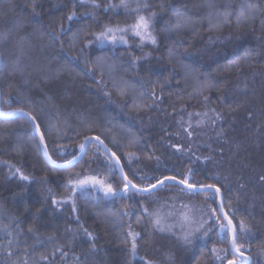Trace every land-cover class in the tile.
Returning a JSON list of instances; mask_svg holds the SVG:
<instances>
[{
  "label": "trees",
  "instance_id": "obj_1",
  "mask_svg": "<svg viewBox=\"0 0 264 264\" xmlns=\"http://www.w3.org/2000/svg\"><path fill=\"white\" fill-rule=\"evenodd\" d=\"M148 2L150 9L157 13L158 43L146 44L141 49L137 47L138 39L130 40V46L115 48L94 44L85 48V39L91 37L83 34L79 40H73V33L82 28L91 33L106 23H131L134 14L122 8L105 12L102 5L96 10L94 20L84 14L91 12V8L77 5L76 17L68 21L73 0H0V110L15 111L22 106L38 117L42 128L67 119L71 127L64 129L63 138L57 140L55 135L47 138L49 155L58 162L65 160L59 154L61 151H78L83 137L76 132L86 125L95 134L121 139L123 145L127 144L126 137L134 134L137 144L131 149L121 147L117 153L123 158L122 164H127L128 151L137 153L138 159L132 160L126 171L135 173L137 178L180 177L191 169L192 181L215 184L221 189L225 211L234 214L237 231L240 221L247 226V232L240 235V242L251 264H264V179H261L264 177V0ZM248 3L258 5L261 11L254 14L250 26H237L236 16L242 8L247 9ZM226 12L232 13L231 22L220 30L211 29L209 17L216 22ZM177 14L186 16L192 26L179 38L169 31V22L174 25ZM50 34L59 35L63 47L54 43ZM101 56L115 65L117 80L127 82L130 93L127 97L119 95L107 71L103 77L96 69L91 75L82 71L85 61L94 62ZM133 57L140 58L135 68L130 67ZM70 58L75 59L69 63ZM17 59L18 70L13 67ZM197 77L211 82V89L205 92L207 101L195 94ZM101 79L104 83L98 84L96 81ZM106 90L110 96L105 95ZM133 93L141 105L138 109L132 106ZM9 100L11 105L7 103ZM211 109L222 119L215 124L198 126L201 117L196 113ZM189 120L191 137L185 131ZM38 140L27 119L7 121L0 117L3 222L8 223L9 216L16 218L22 229L21 244L28 246L29 255L37 260L41 254L48 257L41 264H72L75 256L82 260L87 256V264H145V261L227 264L232 258L229 245L221 242L218 230L210 232L207 238H193L191 244H186L178 239L179 227L175 229L176 235L153 231L137 203L142 201L150 210L160 207L164 213L170 210L179 213V203L175 209L163 203L176 200L178 196L198 213L200 209L209 211L217 207L214 196L183 195L179 188L172 187L148 200L129 192L127 199H115L108 204L101 202L98 207H93L90 197L77 194L76 213L72 212L71 204L62 208L53 206V195L57 199L68 195L63 187L67 173L49 164L36 146ZM95 150L94 146L89 147L84 163L70 171L87 172V162ZM101 159H104L103 154ZM15 168L32 177V181H22L18 175H13ZM92 168L107 171L100 168L98 162H94ZM173 193L177 196H172ZM153 200L161 203H153ZM121 210L134 214L131 217L112 215ZM137 216L141 217L140 223L136 222ZM173 219L178 220V216ZM129 224L140 234L135 258L127 236ZM79 225L94 234L95 253L91 252V242L83 231L75 239L66 231L76 230ZM49 236H53L54 241H49ZM0 243H5L3 233H0ZM57 245L64 248L67 257H61L59 252L53 257ZM213 248L228 250L227 256L217 259ZM6 259L0 254V264Z\"/></svg>",
  "mask_w": 264,
  "mask_h": 264
},
{
  "label": "snow or ice",
  "instance_id": "obj_2",
  "mask_svg": "<svg viewBox=\"0 0 264 264\" xmlns=\"http://www.w3.org/2000/svg\"><path fill=\"white\" fill-rule=\"evenodd\" d=\"M79 5L84 8H91V12L84 13L85 15H91L92 18L96 19V10L100 9L103 5L104 11H115L117 9H124L126 13L134 14L131 23L125 24H109L106 23L100 27L99 30L88 33L87 28H82L77 32L73 33V40H79L81 35L90 36V39H85L84 47H90L93 44L98 47H105L110 45L115 48L117 45L130 46V40L135 41L138 39L137 47L141 49L146 45L150 44L152 46L157 45V35L155 30V22L157 13L150 9V4L148 0H117V2H112V0H73V10L67 16L68 21H72L77 13L76 7ZM134 5V6H133ZM261 11L258 5L254 3H248L247 9H241L239 14L236 16L237 26H250L252 21L255 19V13ZM231 12L224 13L222 18H218L216 22L212 21L209 17L210 28L213 30H220L224 24L231 22ZM192 26L188 23V18L184 15L177 14L175 17V24L169 22V31L173 32L176 37H180L186 30H189ZM63 29L61 28V33ZM50 39L54 43H60L63 47L62 41H60L59 35L50 34ZM179 42V41H177ZM2 43V42H0ZM22 50V49H21ZM172 55L170 54V59ZM75 58H70L69 63H71ZM139 57H133L130 67L135 68ZM245 62H248V58L245 57ZM85 68L82 71L86 75L93 74V70H99L100 76L107 75L113 82V87L116 88L121 97H127L130 93L128 91L127 82L117 80L116 67L115 65L108 63L106 57H97L93 61H85ZM14 69H19V59H17L13 64ZM187 69L188 66H185ZM191 71H198L196 69H191ZM98 84H103V79L96 81ZM195 94L198 96H203L204 100L207 101L209 98L205 95L206 91L211 89V82L207 78L200 80L198 77L194 79ZM143 88L144 85L141 84ZM105 95L110 93L106 90ZM132 106L133 108H140L141 105L136 102L135 94L133 93ZM141 96L144 95L143 92L140 93ZM153 96L155 93L153 92ZM11 105L12 101H7ZM192 114H189L191 118ZM197 116L201 117L197 121V125L212 123L215 124L217 120L222 119L219 113H216L214 109L206 111L204 113H196ZM0 117L4 118H19L27 119L34 129V134L39 135V140L37 147L42 151L46 159L53 165L56 169L64 171L67 173L66 183L63 185L65 191L68 193L67 196L57 199L53 195L51 203L57 208H62L65 204H71L72 212L76 213L78 211L76 204L77 194L81 196L90 197L93 207H98L101 202L108 204L115 199L128 198L129 192H133L137 196L143 197L144 200L156 197L160 191L165 188L176 187L179 188V193L188 196L205 195L219 197L218 207L212 208L209 211H204L200 209L197 213L192 209V207L179 200L177 194L173 193L172 196H177L176 200H165L163 203L170 206V209H175L176 204H180L179 213L175 211H168L167 213L162 212L160 207L155 209H149L142 201H138L139 208L141 210V215L146 216L149 223L153 227V231H158L161 233L171 232L176 235L175 229L180 228V233L178 239H181L186 244H191L193 238L203 239L207 238L210 232L217 231V235L220 237L221 242H227L229 249L232 252V258L227 260V264H251L250 258L245 255L244 244L240 242V235L247 232V226L243 221L239 222V231H237V226L233 223L234 214L231 211H225L224 198L220 196L221 189L215 184H200L198 181L191 180V169H189L187 174L180 177L176 175H163L161 177H144L140 176L137 178L135 173L129 174L126 171V167L131 164L132 160L138 159L137 153L135 151H128L127 153V164H122V157L117 153L121 147H126L128 149L133 148L137 144V137L134 134L128 135L126 137L127 144L123 145L121 139L113 136L108 139L100 134L93 133V130L89 126L81 131H77L76 135H82V141L78 145V151L73 150L71 152L61 151L59 154L65 157L63 164H57L55 160L52 159L48 151L47 138L55 135L56 139L59 140L63 138L66 134L64 129L66 127H71L67 119L57 120L54 125H50L47 128H42V122L37 116L30 112L24 110L21 106L15 111L0 112ZM191 128V120H189V127L185 129L188 136H192V132L189 130ZM108 139V142H106ZM95 147V152L90 161L87 162V172H75L70 171L75 169L77 165L84 163V157L88 154L89 147ZM115 147L116 150H113ZM179 150V146H176ZM101 154H103L104 159H101ZM71 158L68 159L67 157ZM98 162L99 167L106 169V173L96 171L92 168V164ZM10 170L12 166L9 165ZM13 175H18L19 179L22 181L31 182L32 177L26 175L20 168H15L12 172ZM116 178H119V183H116ZM264 179V177H261ZM214 190V192L210 191ZM49 194H51V189H48ZM102 194V195H101ZM153 203L160 204V201L153 200ZM215 203V199L213 200ZM217 212L222 214L217 216ZM134 213L130 210H121L117 213H112L114 216L121 217H131ZM5 215L4 210L0 208V233H3L5 243H0V249H3V254L7 257L4 264H41V261L48 260V257L41 254L40 259L37 260L34 256L29 255V248L27 245H22L20 238L22 235V229L19 222L15 217L9 216L8 223L3 222V216ZM178 216V220H174V217ZM79 218L77 217V220ZM141 217L137 216V223H140ZM226 221V223L222 222ZM28 231L32 233V229L29 228ZM70 232L72 238L83 231L84 235L91 242L90 250L95 253V236L88 229L84 228L83 225H79L76 230L71 228L66 229ZM34 234V233H33ZM128 238L131 240V255L133 258L137 255V240L140 236L138 232L131 229L129 224V231L127 233ZM53 236H49V241H54ZM39 241V238L37 237ZM40 243H43L40 241ZM6 245V246H5ZM21 250V251H17ZM55 252H59L61 257H67L68 253L64 251V248L57 245L54 249L53 257ZM228 250H218L216 248L212 249L213 255L217 259L223 260L227 256ZM15 257V258H13ZM72 264H87V256L82 260L80 256H75ZM145 264H152L150 261H145Z\"/></svg>",
  "mask_w": 264,
  "mask_h": 264
},
{
  "label": "water",
  "instance_id": "obj_3",
  "mask_svg": "<svg viewBox=\"0 0 264 264\" xmlns=\"http://www.w3.org/2000/svg\"><path fill=\"white\" fill-rule=\"evenodd\" d=\"M0 61H1V59H0ZM0 112H1V110H0ZM2 119H4V120H10V119H8V118H4V117H1ZM11 119H14V118H11ZM29 122V121H28ZM30 123V122H29ZM30 125H31V123H30ZM37 136H38V138H39V135L38 134H36ZM44 156V155H43ZM45 157V156H44ZM46 158V157H45ZM48 161V160H47ZM49 162V161H48ZM57 162V164H63V163H61V162H58V161H56ZM49 164H50V162H49ZM51 165V164H50ZM51 166H53V165H51ZM54 167V166H53ZM55 168V167H54ZM210 191H212V192H214V190H210ZM220 196H222L223 197V195H222V192H220V194H219ZM219 202H220V200H219V197H217V207H218V204H219ZM219 215L221 216L222 214H220L219 213ZM224 223H226V221H223ZM245 251V255H247L248 257H249V255L247 254V252H246V250H244ZM250 258V257H249ZM250 262L252 263V261H251V259H250Z\"/></svg>",
  "mask_w": 264,
  "mask_h": 264
},
{
  "label": "bare ground",
  "instance_id": "obj_4",
  "mask_svg": "<svg viewBox=\"0 0 264 264\" xmlns=\"http://www.w3.org/2000/svg\"><path fill=\"white\" fill-rule=\"evenodd\" d=\"M243 250H246V249H243ZM246 252H247V250H246ZM247 254H248V252H247Z\"/></svg>",
  "mask_w": 264,
  "mask_h": 264
},
{
  "label": "rangeland",
  "instance_id": "obj_5",
  "mask_svg": "<svg viewBox=\"0 0 264 264\" xmlns=\"http://www.w3.org/2000/svg\"><path fill=\"white\" fill-rule=\"evenodd\" d=\"M61 163H64V162H61ZM244 249H245V247H244Z\"/></svg>",
  "mask_w": 264,
  "mask_h": 264
}]
</instances>
